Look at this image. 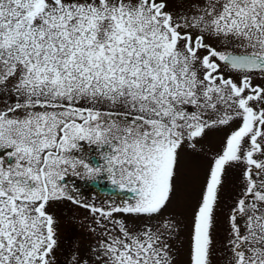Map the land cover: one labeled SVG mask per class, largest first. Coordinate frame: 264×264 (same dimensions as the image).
I'll return each mask as SVG.
<instances>
[{
  "label": "snow or ice",
  "instance_id": "1",
  "mask_svg": "<svg viewBox=\"0 0 264 264\" xmlns=\"http://www.w3.org/2000/svg\"><path fill=\"white\" fill-rule=\"evenodd\" d=\"M65 201V264H218L220 214L264 264V0H0V264H58Z\"/></svg>",
  "mask_w": 264,
  "mask_h": 264
},
{
  "label": "rangeland",
  "instance_id": "2",
  "mask_svg": "<svg viewBox=\"0 0 264 264\" xmlns=\"http://www.w3.org/2000/svg\"><path fill=\"white\" fill-rule=\"evenodd\" d=\"M177 4L183 8L185 0H176ZM205 146L212 145L215 147L218 143V137L216 135H210L204 142ZM189 167H191L193 161L191 157L188 160ZM237 176L234 175L233 179ZM224 198L227 200L231 195V186L226 185ZM70 204V202H62L61 205H57L56 208V217L58 220L57 223V239L59 247L56 249V259L58 264H65V261L70 260L74 254L79 253L84 255L86 253L88 245L91 243L90 236L88 233V226L90 221L86 219L87 212L74 205V216L71 217V211L65 215L60 213V210L63 211V206ZM171 211L180 212L179 208H170ZM62 215V217H61ZM71 219V222L69 220ZM69 227V229H67ZM227 222L226 216L220 214L218 218V223L215 231L214 238L220 245V251L217 253L215 259L218 261V264H226V243H227ZM184 257L181 255L180 260L183 261Z\"/></svg>",
  "mask_w": 264,
  "mask_h": 264
},
{
  "label": "flooded vegetation",
  "instance_id": "3",
  "mask_svg": "<svg viewBox=\"0 0 264 264\" xmlns=\"http://www.w3.org/2000/svg\"><path fill=\"white\" fill-rule=\"evenodd\" d=\"M235 175L238 177V173H236ZM73 182L77 185V187L80 188V190L83 194L82 198L99 197L100 199H103V196H102L103 193H109L111 195H115L118 199L122 198V195H127L126 193L120 194V193L114 192L113 189H111L108 186V184H106V183L101 184V185H95V184L88 185V184H83L78 179L74 180ZM96 202L99 203V200H97ZM59 205H61V203ZM74 209H75L74 205L70 203V204L63 206V211L60 210V213L62 215H65L71 211V217H73L74 216L73 215ZM54 210L56 211V208ZM55 211H54V215L56 216ZM58 215H59V213H58ZM62 215H61V217H62ZM67 229H69V227H67Z\"/></svg>",
  "mask_w": 264,
  "mask_h": 264
}]
</instances>
